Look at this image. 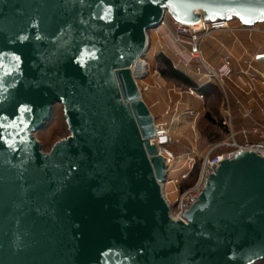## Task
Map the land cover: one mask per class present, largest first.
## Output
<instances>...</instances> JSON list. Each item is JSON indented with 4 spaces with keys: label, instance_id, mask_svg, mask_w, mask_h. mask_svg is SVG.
I'll return each instance as SVG.
<instances>
[{
    "label": "water",
    "instance_id": "obj_1",
    "mask_svg": "<svg viewBox=\"0 0 264 264\" xmlns=\"http://www.w3.org/2000/svg\"><path fill=\"white\" fill-rule=\"evenodd\" d=\"M264 22V0H0V264H252L264 157L216 159L184 219L135 83L165 15ZM60 104L69 136L34 138Z\"/></svg>",
    "mask_w": 264,
    "mask_h": 264
},
{
    "label": "built area",
    "instance_id": "obj_2",
    "mask_svg": "<svg viewBox=\"0 0 264 264\" xmlns=\"http://www.w3.org/2000/svg\"><path fill=\"white\" fill-rule=\"evenodd\" d=\"M161 28L167 31V35L171 37L173 45L176 47L175 56L177 58L176 63H172L173 68L177 70L178 66L183 67L195 76L193 83L196 88L187 90L190 95L202 99L197 90L207 85H213L222 91L225 99L231 95L232 88L239 90L240 96L247 98V106L240 105L238 113L240 121H247L250 125L248 127L240 126L239 129H236L232 111L224 109L221 126L226 132L225 137L218 143L210 145L201 162L198 177L191 186L183 190L180 188V184L187 180L192 172L194 152L176 154L171 149L173 138L169 124L164 120L156 122L154 119L158 136H153L152 139H158L165 157V186L173 187L169 193L165 191V200L171 205L172 217L184 219L186 212L199 198L206 179L212 174L211 165H216V159L233 158L239 151L255 153V155L264 157V53L250 56L241 47L240 68L236 72L233 68L231 55H225L218 66H213L203 58L201 51V43L206 37L225 31L244 33L249 39L259 35L264 41V22L247 26L236 19L231 21L207 20L202 21L197 27L182 25L174 20L168 23L164 16L161 25L151 30L158 32ZM149 45L148 37V48L138 59L143 63L145 70L137 76L133 74L135 83L146 80L156 73L151 72L146 59ZM160 53L163 54V51ZM154 87L155 85H148L144 86L142 90L148 91ZM254 108L257 111H254ZM165 111L164 116H167L170 108L167 107ZM256 113L259 114L261 120L255 118ZM170 194L175 197L173 202L168 199Z\"/></svg>",
    "mask_w": 264,
    "mask_h": 264
},
{
    "label": "rangeland",
    "instance_id": "obj_3",
    "mask_svg": "<svg viewBox=\"0 0 264 264\" xmlns=\"http://www.w3.org/2000/svg\"><path fill=\"white\" fill-rule=\"evenodd\" d=\"M165 16L168 23L173 21L169 15L166 14ZM148 37L150 45L146 59L151 72L156 73L149 76L146 80L138 81V83L142 88L148 85H155V87L148 91L142 90V100L147 99L146 94L148 93H152L154 102L162 101V98H164V109L162 111H150V113L154 116L156 122L164 120L169 124L173 138L171 149L176 154L181 155L190 151L194 152L192 174L196 175L197 178L201 168V162L210 145L221 141L226 134L221 126L223 111H219L223 96L216 88V91H211L208 97H202L200 99L195 95H190L187 92V87L163 78L159 73V69L162 67L159 57H164L171 64L176 63V47L173 45L174 43L171 37L167 35V31L163 28L159 29L158 32L150 30ZM214 37L215 34L208 36L201 43L203 58H205V52L203 50L204 44ZM160 51H163V54ZM241 53L242 50H240ZM227 54L234 57V54L231 52H226L225 55ZM212 55H216V53H212ZM177 71L192 82L195 81L194 74L183 67L178 66ZM167 107L170 108V111H168L167 116H164ZM62 111L63 108L60 104L53 106L50 120L40 131L34 134V138L38 142H41L43 152H50L56 142L66 139L69 136ZM187 183L182 182L180 188L184 187ZM172 189L173 187L171 185L165 186V191L168 193ZM174 198V195L170 194L168 196L170 202H173ZM252 264H264V259Z\"/></svg>",
    "mask_w": 264,
    "mask_h": 264
},
{
    "label": "crops",
    "instance_id": "obj_4",
    "mask_svg": "<svg viewBox=\"0 0 264 264\" xmlns=\"http://www.w3.org/2000/svg\"><path fill=\"white\" fill-rule=\"evenodd\" d=\"M241 47H243L247 51V54L250 56L264 53V41L259 35H255L252 37V39H249L244 33H230L228 31H225L216 33L214 38H211L204 44V59L211 65L218 66L221 63L222 58L225 56V53L231 52L234 54L233 68L234 71L237 72V70L240 68ZM212 53H216V55H212ZM211 86L217 88L216 86ZM217 89L223 96L219 111L228 109L229 111L233 112V122L236 129H239L240 126L248 127L250 123L247 121H240V116L238 113V111H240V105H242L243 107L247 106V98L240 96V91L232 88L231 95L225 99L222 91L219 88ZM146 97L147 99L143 100V102L145 103L149 111H162L164 109V98H162V101L154 102L152 93L146 94ZM254 111H257V109L254 108ZM255 118L261 120L258 113H256Z\"/></svg>",
    "mask_w": 264,
    "mask_h": 264
},
{
    "label": "trees",
    "instance_id": "obj_5",
    "mask_svg": "<svg viewBox=\"0 0 264 264\" xmlns=\"http://www.w3.org/2000/svg\"><path fill=\"white\" fill-rule=\"evenodd\" d=\"M159 60L162 64V67L159 69L160 75L165 78L166 80L173 81L176 83L181 84L184 87L187 88H196L195 84L186 78L182 73L179 71L173 69L172 64L169 60L165 59L164 57H159ZM198 93L202 97H208L211 91H216V88L212 87L211 85L204 86L197 90ZM196 180V175H193L192 172L187 180L183 181V183H187L184 187L181 189H186L189 186H191L194 181ZM190 181V182H189Z\"/></svg>",
    "mask_w": 264,
    "mask_h": 264
},
{
    "label": "bare ground",
    "instance_id": "obj_6",
    "mask_svg": "<svg viewBox=\"0 0 264 264\" xmlns=\"http://www.w3.org/2000/svg\"><path fill=\"white\" fill-rule=\"evenodd\" d=\"M201 23H197V25L195 24V26H200ZM145 70L143 63L141 62V60H137L135 62L134 65V70H133V74L138 75L141 74L143 71Z\"/></svg>",
    "mask_w": 264,
    "mask_h": 264
}]
</instances>
